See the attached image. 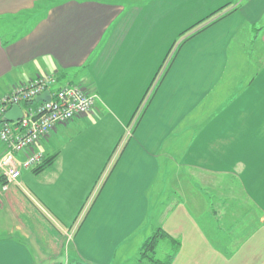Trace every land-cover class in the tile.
<instances>
[{"label":"crops","instance_id":"0c3cea01","mask_svg":"<svg viewBox=\"0 0 264 264\" xmlns=\"http://www.w3.org/2000/svg\"><path fill=\"white\" fill-rule=\"evenodd\" d=\"M152 1L125 6L117 0H0V98L44 75L55 78L51 91L73 84L95 95L90 112L57 124L36 144L45 158L55 155L48 166L37 172L35 167L23 170L16 184L6 191L0 189V264H114L116 249L133 240L138 264H144L140 253L145 241L138 232L163 229L169 234L166 226L156 220L148 226L147 220L150 214L163 218L170 212L175 199L170 201L169 193L174 196L176 188L183 192L185 181L193 195H186L189 205L200 207L192 212L216 217L219 206H224V196L210 200L207 195L202 204L198 202L192 184L198 187L192 180L202 182L205 191L216 194L219 189L218 194L228 197L234 163L230 168L212 170L202 167L203 159L208 153L220 159L227 156L221 149L229 139L225 134L238 127L225 111L233 110L237 100L243 101L237 104L241 109L238 116L246 119L241 132L250 131L257 117L260 122L264 115V0H213L201 23L189 34L183 33L137 112L140 100L129 104L130 98L125 103L124 94L137 85L140 58L148 53L147 60L152 59L150 66L146 63L144 75L148 77L140 88L144 93L173 44L166 47L157 39L167 34L164 18L159 26L157 17L186 2ZM152 3L157 4L153 11L149 9ZM204 10L207 13V7ZM161 26L163 32H154ZM124 130L126 142L75 229L46 204L42 188L65 176L74 178L77 170V179L83 178L87 191L90 176L95 181V175L102 172ZM103 133L107 139L102 138ZM232 138L225 149L234 142ZM60 141L63 143L58 145ZM227 176H232L230 184ZM2 182L0 178V186ZM248 210L258 216L256 222L206 224L216 251L213 256L220 249L229 253L237 241L251 246L255 239L259 246L264 245V206ZM220 211L219 216L226 209ZM257 228L261 232L256 235ZM221 229L227 230L224 238L219 237ZM229 230H238V240L229 238ZM192 235L189 231L181 236L185 264H195L197 259ZM253 254L264 257L261 248Z\"/></svg>","mask_w":264,"mask_h":264},{"label":"rangeland","instance_id":"374dc122","mask_svg":"<svg viewBox=\"0 0 264 264\" xmlns=\"http://www.w3.org/2000/svg\"><path fill=\"white\" fill-rule=\"evenodd\" d=\"M117 1H121L125 6L129 3H133V1L144 4L151 2V0H117ZM171 1L175 3L180 0H168L165 1V3L170 4ZM212 1L213 0H186V2L184 3L183 6H181V8H178L176 5H174L171 8L172 10L170 12L168 10H167L168 12L165 11L166 16L163 15L162 13L157 17L159 18V26L161 24L163 25V23L165 22L167 28L164 31L167 34L163 36L161 34L160 38L157 39L164 42L166 47L169 44L173 43L171 47V51L169 52L167 57H165L164 61H162L159 64L160 69L158 68L157 71L154 70L155 72L153 73L155 76L153 75L149 84L145 85L144 88L146 89L144 90V93L140 91V88L143 87L144 85L142 84V82L146 80L148 77V75H144V74L147 73L148 71V69L146 68V63H148L149 66L151 65L149 62L151 58L147 60L146 58L147 55L150 56V54L148 53H145L143 55L144 59L140 58L139 78L137 81V85H133L131 91L124 94L125 103L130 98L131 100L129 101L131 102L129 103L128 101L129 104L134 103V101H137V99H139L140 101H138L137 102L138 104H136V111L137 112L139 111L144 101L146 100L150 90L153 88V84H155L163 74L165 70L164 64L168 59L171 58L172 54L175 52L178 45L180 44V41L183 39L182 36L183 33L189 34L193 28L197 27L198 24L201 23L202 21L201 18L211 11L212 8L210 7L212 5ZM152 2H154V0ZM155 6H157V4L152 3L149 9L153 11L155 9ZM204 7H207L208 9L207 13L205 12ZM210 15H208V17ZM162 17L164 18V22L162 20ZM184 27H186L187 29L186 31L182 32ZM161 28L162 26L158 27V29H155L154 32H163ZM164 53L165 51L161 53L160 56H163ZM154 54L156 56L157 53ZM151 63H152V59H151ZM61 80L65 81L64 78H61ZM239 103L243 104L242 99L237 100V103L236 105H234L235 107L233 110L229 112L225 111V115L226 117H228L229 121H231L232 123L234 122L233 123L234 126L238 127V130L235 129L236 132L234 131L232 133L229 132L225 134V136L227 138L229 137L231 141L233 140L232 137H234V142L229 143L227 149H225V144L228 142L229 139L223 141L224 143L221 149H223L227 153L226 154L227 156H225L223 159H220L221 156L219 155L203 153L204 155L205 154L207 155L203 159L204 164L202 165V167L203 166L208 167L209 169L212 170L222 169V168L226 169V168H230V166L234 163L235 166H231V167H234L235 169V176H234L233 186H231L232 189L229 190V194H228L229 196L227 197L226 195L218 194L220 192L219 189L216 191V194L213 193V190L205 191L204 188L205 185L202 182H200L197 179L192 180L193 183L197 184L196 187H198L195 189V186L192 184V188L194 189L192 190V193L196 194V198L198 202L200 201L202 204L203 197H206L207 195H210L211 197V199L209 198L210 200H214L216 199V197L221 198V196H224L223 197L225 201L224 206H219V213L216 214V217L215 215L209 213L204 214V213L192 212L195 211L196 208H200V207L199 205H197V207L194 206V208H191V206L189 205L190 200L188 202L189 199L188 197L193 196L190 193V191H187V189H190L191 187L189 181L188 182L185 181V187L182 190L183 192H180L178 188L175 189L174 196L170 192L169 193L170 197L168 199L172 202L175 199V206H172L170 212L166 214L163 218L162 215L159 218L158 217L159 214L153 213L150 214L151 217H148L149 219L147 220L148 226H150L152 222L155 220L158 224L166 226L168 228L169 235L171 236V238H173V241L170 239H163L158 242L155 251L153 252L154 258H159L163 260L171 255L169 264H185L187 261L185 255L187 254H184V251H180L182 245L181 236L183 233L191 231L193 232L192 239H190L192 251L193 252L197 251L198 253L196 254L197 259L196 261H194L195 264H210L211 262H216L217 264H263L264 263L263 260L264 257L259 258L258 254L256 255L253 254V252L257 251L259 248H261V255L264 254V245L259 246L255 242V239H252L253 243L251 244V246L243 245L242 242L238 244L237 241L234 246V249L229 251V253L223 252L220 249V251L218 252L219 254L218 255L214 254L213 256V253H216V251H213L214 247L210 243L211 238L208 236L209 230L206 229V224L208 222H213V223L217 222L219 224L230 223V222H234V224H237V223H242L244 221L256 222L258 216H255V214L250 212L248 208L252 206L255 208V210H257V206L259 205L264 206V115L262 114L260 115V122H259V118L257 117L256 122H254L256 125H254L255 127L251 128L250 130L251 132L248 131L243 133L240 131V128H242L241 127L242 122H245L246 119L243 120L244 117L240 118V116H238V114L241 112V109L238 108L240 106L237 105ZM136 111H134L135 113L132 116L133 118L137 115ZM203 121H204V117H203ZM126 133H127L126 130H124L121 138L113 146L110 157L108 159V163H106V165L102 169V172H99L98 175L96 174L97 176L95 175L96 180L94 181L93 179H91L94 175L90 176L91 178H89L88 180V183L90 184V188L87 191L84 189L85 181L83 180V178H80L79 180L77 179L78 178L77 170H74L75 172L74 178L70 175L65 176L57 180L55 184L52 183L42 188L41 194L45 199L46 204L52 206L53 210L55 209L54 213L56 215L66 218L68 222L70 221V225L75 226V229L80 224H82L86 214L88 213V210L92 206L94 198L98 194L101 183L103 184L105 178H107V175L109 174V171L111 170L116 157L120 154L121 149L123 148L126 139L128 137ZM102 138L107 139V135L103 133ZM60 143L62 144L63 142L60 141L58 145ZM51 155H53V153ZM238 164L240 166H238ZM89 170H92V168H89ZM47 171H46L47 175L51 177L52 175L49 169H47ZM68 171H70V168ZM202 172L205 171L202 170ZM66 174H67V170H66ZM167 174L168 172L166 171L165 175ZM168 176H170V174H168ZM160 178H162V175L160 176ZM231 178L232 176H227V180L229 181V184L231 183L230 181ZM176 185H178L177 182ZM198 185L204 189H200ZM232 190L234 192L230 193V191ZM225 191L226 189L224 190V192ZM209 192H211V194ZM186 195L188 197H186ZM224 208L226 209V212L223 211L222 214L219 216V214L221 213L220 209L223 210ZM217 210L218 207L216 211ZM197 211H199V209H197ZM209 217H212V219H210ZM158 224H156V226ZM198 226L200 227V230L198 229ZM148 231L146 232V229L144 228V230L138 232L139 237H144L143 242L153 232L152 230H150V232ZM226 231H227L226 229L219 230V237L221 236L224 238L226 236ZM237 232L238 230H229V238L233 236L236 240H238ZM260 232L261 229L257 228L256 235L259 234ZM194 233L197 234L195 235ZM256 235L254 236V238L257 237ZM259 237L260 240H262L261 236ZM134 243H135L134 240L132 243L129 241L126 244L120 245L116 249V260L114 261V264H138L137 260L139 258L138 257L139 255L137 252H134L136 247L134 246ZM202 244L203 246H200ZM249 249L254 251H250ZM137 251H139L138 248ZM248 252H250V254H247ZM209 254H211L212 260L210 259ZM63 255L64 254H62V259H63ZM124 256H126L125 259ZM144 260L147 261L146 259ZM145 261L144 264H147ZM147 262L148 264L150 263L149 261Z\"/></svg>","mask_w":264,"mask_h":264},{"label":"built area","instance_id":"2783aa9c","mask_svg":"<svg viewBox=\"0 0 264 264\" xmlns=\"http://www.w3.org/2000/svg\"><path fill=\"white\" fill-rule=\"evenodd\" d=\"M55 83L52 75L31 79L26 86L0 98V178L1 191H6L23 170L36 167L44 160L43 152L36 148L40 139L46 136L57 124L66 123L75 117L84 115L92 109L95 95L87 93L78 85H64L53 91ZM44 91H49L48 101L36 105L22 104L34 99ZM13 104L22 109V116L16 121H6L4 114ZM23 158H18L23 154Z\"/></svg>","mask_w":264,"mask_h":264},{"label":"trees","instance_id":"16d2710c","mask_svg":"<svg viewBox=\"0 0 264 264\" xmlns=\"http://www.w3.org/2000/svg\"><path fill=\"white\" fill-rule=\"evenodd\" d=\"M53 86H54V84H53ZM34 102H36V104H37L40 101H35V98H34V99L22 104V107H24L26 105H32ZM54 157H55V155L48 156V157L44 158L42 163H40L39 165H37L34 168V171L37 172V171L43 169L44 167L48 166L53 161ZM163 239H170L173 241V238H171V236L166 231H164L162 229H158L152 235H150L145 240V242L142 246V252L140 253L141 259H146L147 261H149L152 264H169L171 255L168 256L167 258L163 259V260L153 257V255H154L153 252L155 251V248H156L158 242L160 240H163Z\"/></svg>","mask_w":264,"mask_h":264},{"label":"water","instance_id":"95a60500","mask_svg":"<svg viewBox=\"0 0 264 264\" xmlns=\"http://www.w3.org/2000/svg\"><path fill=\"white\" fill-rule=\"evenodd\" d=\"M50 98L49 91H44L35 97L36 101H48ZM22 116V109L18 104H13L4 114L6 121L12 122L18 120Z\"/></svg>","mask_w":264,"mask_h":264}]
</instances>
